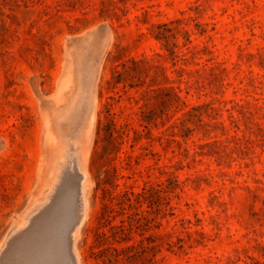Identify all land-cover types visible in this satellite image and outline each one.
<instances>
[{
    "label": "rangeland",
    "instance_id": "rangeland-1",
    "mask_svg": "<svg viewBox=\"0 0 264 264\" xmlns=\"http://www.w3.org/2000/svg\"><path fill=\"white\" fill-rule=\"evenodd\" d=\"M75 151L79 264H264V0H0V264Z\"/></svg>",
    "mask_w": 264,
    "mask_h": 264
},
{
    "label": "bare ground",
    "instance_id": "bare-ground-1",
    "mask_svg": "<svg viewBox=\"0 0 264 264\" xmlns=\"http://www.w3.org/2000/svg\"><path fill=\"white\" fill-rule=\"evenodd\" d=\"M70 81V80H69ZM68 85V84H67ZM84 85H87V83H85ZM82 86V84H81ZM83 88V86L81 87ZM80 88V89H81ZM87 88V87H86ZM91 88V87H90ZM94 89V88H93ZM91 90V89H90ZM93 91V90H92ZM82 94V92H81ZM84 94V93H83ZM86 94V93H85ZM91 94V93H90ZM77 96V95H75ZM84 96V95H83ZM83 96L81 95V99H83ZM89 96V95H88ZM80 97V96H79ZM95 97V96H94ZM90 99H93V97H91ZM78 100V99H77ZM95 100V99H93ZM72 101V99H71ZM79 101V100H78ZM75 102V101H74ZM92 104H94L93 101H91ZM76 104V103H75ZM71 106V104H70ZM92 106V105H91ZM81 107L77 105V108ZM90 107V105H89ZM92 108V107H91ZM82 109V108H81ZM80 109V110H81ZM78 110V109H77ZM79 110V111H80ZM93 112V109H90ZM88 110V111H89ZM68 111V110H67ZM72 111V110H71ZM84 111V110H83ZM92 112H88L89 114H91ZM78 113V112H77ZM84 113V112H83ZM87 113V114H88ZM68 114V112H67ZM76 114V113H75ZM93 115V114H92ZM91 115V116H92ZM82 116V115H81ZM73 117V116H72ZM62 118V117H61ZM70 118V115H69ZM86 118V116H85ZM65 119V118H64ZM66 120V119H65ZM79 120V119H78ZM71 121V120H70ZM81 121V120H80ZM88 120H86V124ZM72 122V121H71ZM90 123V122H89ZM88 123V125H89ZM65 124V122H64ZM59 125H62L61 123ZM70 125V124H69ZM72 125V124H71ZM70 125V126H71ZM91 125V124H90ZM65 126V125H64ZM68 125H66L67 127ZM79 126V125H78ZM69 127V126H68ZM67 127V128H68ZM86 127V126H85ZM62 128V127H61ZM72 128V127H71ZM82 129V128H81ZM89 131V129H87ZM81 131V130H79ZM86 131V130H85ZM84 131V132H85ZM62 132V130H61ZM64 132V130H63ZM88 134V132H87ZM62 136V135H61ZM80 136V135H79ZM63 137V136H62ZM74 137V136H73ZM85 138V136H84ZM62 139V138H61ZM74 140V138H73ZM81 140V139H80ZM82 141V140H81ZM64 142V141H63ZM62 142V143H63ZM79 142V141H78ZM61 143V145L63 146V144ZM77 145V144H76ZM60 147V146H59ZM65 148V147H64ZM69 148V147H67ZM66 148V149H67ZM73 148V147H72ZM71 149V148H70ZM64 150V149H63ZM72 150V149H71ZM75 150V149H74ZM81 150V149H80ZM60 151V150H59ZM67 151V150H66ZM65 151V153H66ZM77 151V150H76ZM73 152L71 154H68L67 157L65 158V162L62 163L63 166L61 167L60 170V175H66L67 172L70 170L69 168H71L72 166L74 168H76L78 172L77 173V177H78V183L77 185H75V187L77 186V208L76 213H75V217L73 220V223L69 225V232H68V245L66 246H56L55 244V232L58 231L57 226L56 225H52L51 223L47 222L46 217L48 216V214H50V207H47L49 202V196L46 198V200L44 202L38 203L36 204V206L32 209V211L29 213V215L27 216L26 222L23 225L24 228L20 229L18 231V234L13 237L12 241H11V250L13 252V256L11 258V262L12 264H62L63 259L67 253V248L69 249V253H70V259L73 261L74 264H79V252H78V248H77V240L80 234V230H81V226L83 224V222L85 221V219L88 216V212H89V202H88V192H89V187L87 186V180H88V174L83 166V163H81L82 159L80 160L79 155L77 152ZM62 152V151H61ZM59 152V153H61ZM82 152V151H80ZM70 153V152H69ZM62 154V153H61ZM59 155V154H58ZM81 155V154H80ZM62 156V155H60ZM56 157V156H55ZM58 158V157H57ZM83 158H84V154H83ZM85 159V158H84ZM55 160V159H54ZM58 160V159H57ZM61 160V157H60ZM59 162V161H58ZM84 162V161H83ZM87 162V161H86ZM88 164V163H86ZM58 165V163H57ZM60 165V164H59ZM86 166V165H85ZM58 169V168H57ZM73 169V168H72ZM87 169V168H86ZM57 172V171H56ZM70 173H72L70 171ZM74 173V172H73ZM75 174V173H74ZM69 175V174H68ZM71 177V176H69ZM61 178V177H60ZM67 178V177H66ZM76 178V177H73ZM56 180V179H55ZM60 180V179H59ZM70 180V179H69ZM77 180V179H76ZM55 182V181H54ZM70 182V181H69ZM74 182V181H73ZM89 184L90 181H88ZM53 183V182H52ZM61 184V183H60ZM88 184V185H89ZM56 185V184H55ZM58 185V184H57ZM51 186V185H50ZM56 187V186H55ZM73 186V188H75ZM89 189H88V188ZM69 188V187H68ZM56 189V188H55ZM62 189V188H61ZM64 189V188H63ZM88 189V191H87ZM52 190V189H51ZM72 190V189H71ZM56 191V190H55ZM68 191V190H66ZM65 192V191H63ZM71 192V191H69ZM66 193V192H65ZM67 194V193H66ZM53 195V194H52ZM70 195V194H67ZM91 195V194H90ZM92 196V195H91ZM61 198V196H59ZM52 198V196H51ZM69 198V196H68ZM59 199V198H58ZM57 199V203L59 202ZM91 199V198H90ZM62 200V199H61ZM64 200V199H63ZM53 201V200H52ZM68 202V201H67ZM53 203V202H52ZM60 203V202H59ZM58 203V204H59ZM61 203H64L61 201ZM75 203V202H74ZM53 205V204H52ZM51 205V206H52ZM57 205V204H56ZM60 205V204H59ZM68 205V204H67ZM70 205V204H69ZM55 206V204H54ZM53 206V207H54ZM61 206V205H60ZM59 206V207H60ZM64 206V204H63ZM68 207V206H67ZM76 207V206H75ZM64 208V207H63ZM73 208V207H71ZM54 209V208H53ZM55 210V209H54ZM53 210V211H54ZM66 210V209H65ZM64 210V212H65ZM70 210V209H69ZM74 210V212H75ZM52 211V210H51ZM57 211V210H56ZM60 213V211H58ZM56 214V213H55ZM54 214V215H55ZM53 214H51L52 216ZM57 215V214H56ZM72 215L73 212H72ZM61 216V214H60ZM58 216V217H60ZM69 216V215H68ZM67 216V218H68ZM55 217V216H53ZM57 217V216H56ZM55 217V218H56ZM71 217V216H70ZM73 217V216H72ZM66 218V220H67ZM51 219V217H50ZM63 220V218H62ZM61 220V221H62ZM51 222V221H50ZM53 222V221H52ZM60 222V219H59ZM58 222V223H59ZM63 223V222H61ZM54 224V223H53ZM56 224V223H55ZM58 225V224H57ZM65 225V224H64ZM59 227V226H58ZM66 228V227H65ZM63 231V230H62ZM13 235V234H12ZM11 235V236H12ZM57 237V236H56ZM10 239V238H9ZM8 246V244L6 245V247ZM9 247V246H8ZM5 249V248H4ZM6 250V249H5ZM5 250L3 251V253L5 252ZM7 250H9L7 248ZM6 250V251H7ZM8 253V252H7ZM6 253V254H7ZM2 254V253H1ZM3 255V254H2ZM1 255V256H2ZM68 255V254H67ZM1 260V259H0ZM4 264V263H3ZM7 264V263H6Z\"/></svg>",
    "mask_w": 264,
    "mask_h": 264
},
{
    "label": "water",
    "instance_id": "water-1",
    "mask_svg": "<svg viewBox=\"0 0 264 264\" xmlns=\"http://www.w3.org/2000/svg\"><path fill=\"white\" fill-rule=\"evenodd\" d=\"M72 264H74L73 261H72Z\"/></svg>",
    "mask_w": 264,
    "mask_h": 264
}]
</instances>
